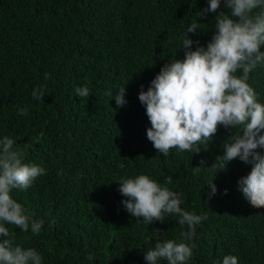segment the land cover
<instances>
[{
    "label": "trees",
    "instance_id": "1",
    "mask_svg": "<svg viewBox=\"0 0 264 264\" xmlns=\"http://www.w3.org/2000/svg\"><path fill=\"white\" fill-rule=\"evenodd\" d=\"M205 5L0 0V135L14 138L25 160L47 170L27 191L13 192L44 220L40 234L10 228L16 243L42 253L44 264H146L151 245L145 235L179 237L175 216L147 225L122 206L125 197L114 180L139 173L162 183L172 177L169 187L182 194L181 207L207 213L190 264H219L225 256L237 264H264V207L246 204L235 191L249 169L229 162L214 177L216 195L207 196V167L223 153L231 130L218 128L208 147L193 154L172 149L164 156L146 137L150 122L138 99L140 85L146 90L172 55L183 58V50L176 51L183 30ZM215 15L198 18L206 30L199 33L201 44L211 37ZM248 82L264 104V73H251ZM83 85L91 94L76 97L75 87ZM124 85L127 103L119 107L106 92ZM37 86L44 89L41 101L31 95ZM25 105L29 114L19 115Z\"/></svg>",
    "mask_w": 264,
    "mask_h": 264
},
{
    "label": "clouds",
    "instance_id": "2",
    "mask_svg": "<svg viewBox=\"0 0 264 264\" xmlns=\"http://www.w3.org/2000/svg\"><path fill=\"white\" fill-rule=\"evenodd\" d=\"M223 9H227L224 11ZM216 13L210 39L201 44V31H206L198 18ZM197 19L187 23L175 54L164 63L145 90L140 85L138 99L145 109L150 126L146 137L164 156L170 150L198 153L206 149L218 128L230 129L223 142V153L207 167L212 178L206 184L209 198L218 189L214 183L217 173L227 164L236 161L249 169L248 174L235 184L242 200L254 207H264V104L252 91L249 76L264 73V0H206V5L196 12ZM175 51V53H176ZM45 79L49 74H44ZM76 97L87 98L88 86H76ZM125 85L115 93L117 106L127 103ZM32 98L41 101L43 86L32 90ZM19 115H28L29 106L17 109ZM46 168L24 159L23 150L9 135H0V264H44L42 253L35 247L16 243L14 225L22 232L39 235L42 218L33 214L14 198V191H27ZM118 191L125 197L121 204L144 224L164 222L175 216L181 226L179 237L156 238L145 235L151 247L144 253L146 264H190L196 248L197 227L207 220V213L186 210L182 194L169 187L172 177L165 182L146 173L123 176ZM221 195H227L226 192ZM51 223V221H49ZM158 232V230H157ZM93 261L94 254L85 257ZM219 264H237L233 256H225Z\"/></svg>",
    "mask_w": 264,
    "mask_h": 264
}]
</instances>
